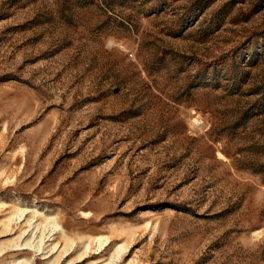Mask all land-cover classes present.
<instances>
[{
    "label": "rangeland",
    "instance_id": "obj_1",
    "mask_svg": "<svg viewBox=\"0 0 264 264\" xmlns=\"http://www.w3.org/2000/svg\"><path fill=\"white\" fill-rule=\"evenodd\" d=\"M24 209L74 243L14 251ZM122 244L264 264V0H0V264Z\"/></svg>",
    "mask_w": 264,
    "mask_h": 264
},
{
    "label": "bare ground",
    "instance_id": "obj_2",
    "mask_svg": "<svg viewBox=\"0 0 264 264\" xmlns=\"http://www.w3.org/2000/svg\"><path fill=\"white\" fill-rule=\"evenodd\" d=\"M26 212L38 214V212L36 210L24 209V210L17 211L10 219V222L12 224L18 225V224L25 222L26 226L28 227V229L22 230V232L18 236L19 241L16 242L14 244V246L12 247L14 249V251H25V250H27L29 252L36 254L37 256L38 255H45V259L49 260L53 253L50 256L47 255L48 254V252L46 251V249L48 247L47 243L54 241L56 236H59L62 239H64L66 241V243H69V242L74 243V240L72 238L67 237L64 227L57 221L56 217L45 216L43 214H40V215H42L43 218H42V221L39 224H37V221L34 220V217L32 219H26L25 218ZM12 230L13 229H11V231ZM97 241L101 242V239L99 238ZM107 245H108V242L101 243V248H102V246H107ZM55 248H56V246H55ZM72 248H73L72 246L71 247L65 246V248L63 250V255L61 257L63 258L64 256H69L71 254ZM128 248H129V246H127L126 244H122V245L118 246L115 250V253L112 255V258H111L109 264H118L123 259L125 254L128 252ZM91 250H92L91 244H88L85 247L84 251L81 253L79 258L82 259L85 256L89 255V252ZM55 261L50 260L48 262V264H54Z\"/></svg>",
    "mask_w": 264,
    "mask_h": 264
}]
</instances>
